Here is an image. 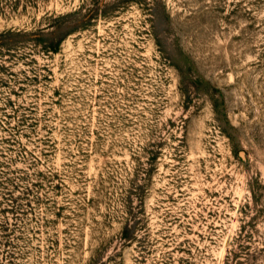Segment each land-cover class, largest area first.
Instances as JSON below:
<instances>
[{
	"label": "rangeland",
	"instance_id": "374dc122",
	"mask_svg": "<svg viewBox=\"0 0 264 264\" xmlns=\"http://www.w3.org/2000/svg\"><path fill=\"white\" fill-rule=\"evenodd\" d=\"M0 264H264V0H0Z\"/></svg>",
	"mask_w": 264,
	"mask_h": 264
}]
</instances>
